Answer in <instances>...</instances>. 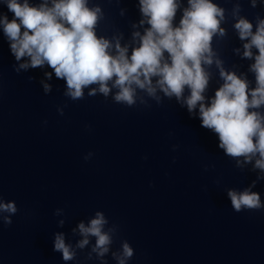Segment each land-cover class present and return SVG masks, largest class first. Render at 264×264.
Wrapping results in <instances>:
<instances>
[{"label":"clouds","instance_id":"1","mask_svg":"<svg viewBox=\"0 0 264 264\" xmlns=\"http://www.w3.org/2000/svg\"><path fill=\"white\" fill-rule=\"evenodd\" d=\"M0 3L13 14L11 19L0 14V28L17 62V73L47 66L51 71H46L41 81L44 93L52 91L45 81L54 75L65 82L64 96L72 101L83 100L88 89L90 97L111 95L115 103L128 107L135 106L138 98L147 104L144 97L159 104L162 98L158 93L182 102L190 114L198 107L201 126L218 137V147L235 160L236 167L242 170L251 164L252 170L259 172L242 191H227L232 209L239 213L264 208L260 194L252 190L257 181L264 180V18L256 17L253 31V23L240 15V4L233 8V28L244 41L241 58L254 61L248 68L255 77V86L251 87L246 74L226 70L213 50L214 37L227 35L221 26L226 22V10L213 0H187L186 6L184 0H138L142 18L131 25L134 31L130 44L121 43L123 33L112 38L97 34L104 12L98 4L89 6V0ZM250 4L255 8L258 0H250ZM178 11L181 18L176 24ZM124 12L121 9V16ZM137 28H143V32ZM234 51L240 54V49ZM213 64L223 83L214 96L206 97L211 80L208 69ZM58 111L63 115L62 109ZM17 211L14 202L0 201V213L14 215ZM3 223L11 225L12 220L4 216ZM59 224L63 226L64 221ZM108 225L105 214L96 211L87 224L81 221L73 230L82 237L75 249L65 242L63 233H56L53 251L61 253L65 262L72 261L76 249H85L94 237L88 259L94 254L106 264L104 258L111 253L116 264H128L134 249L124 240L118 250L112 251L118 225Z\"/></svg>","mask_w":264,"mask_h":264}]
</instances>
